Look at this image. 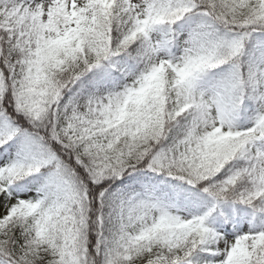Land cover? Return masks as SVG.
Returning a JSON list of instances; mask_svg holds the SVG:
<instances>
[{"label": "snow or ice", "instance_id": "snow-or-ice-1", "mask_svg": "<svg viewBox=\"0 0 264 264\" xmlns=\"http://www.w3.org/2000/svg\"><path fill=\"white\" fill-rule=\"evenodd\" d=\"M0 264H264V0H0Z\"/></svg>", "mask_w": 264, "mask_h": 264}]
</instances>
